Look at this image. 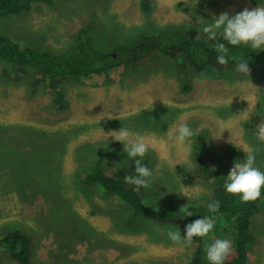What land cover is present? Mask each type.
Masks as SVG:
<instances>
[{
	"label": "rangeland",
	"instance_id": "rangeland-1",
	"mask_svg": "<svg viewBox=\"0 0 264 264\" xmlns=\"http://www.w3.org/2000/svg\"><path fill=\"white\" fill-rule=\"evenodd\" d=\"M147 1V9L145 0L36 4L30 11L0 15V35L22 46L61 53L73 48L79 31L87 27L94 45L110 51L121 41L159 30L186 28L204 38L199 20L209 24L223 12L231 17L264 6V0ZM262 120L264 68L213 77L189 64L182 71L169 56L157 54L107 75L52 79L37 68L22 72L0 61V133H6L0 135V236L12 228L29 233L35 264H186L197 242L174 244L167 232L178 225L131 217V208L121 199L85 186L81 179L101 149L121 154L106 159L107 168L133 159L110 133L124 127L130 140L143 138L152 145L144 156L155 180L144 188L149 204L185 207L210 201L215 185L195 174V148L225 180L235 163L245 159L243 147L254 151L255 166L263 171L264 142L257 129ZM181 123L199 129L185 144L168 134ZM27 131L39 133L44 141L34 143L33 135L24 136ZM181 180L190 191L203 192L189 200L176 192ZM17 188L18 193L12 191ZM213 219L211 242L230 237L225 232L232 230V222ZM250 232V252L256 256L248 261L264 264V198ZM13 262L0 250V264Z\"/></svg>",
	"mask_w": 264,
	"mask_h": 264
},
{
	"label": "trees",
	"instance_id": "trees-1",
	"mask_svg": "<svg viewBox=\"0 0 264 264\" xmlns=\"http://www.w3.org/2000/svg\"><path fill=\"white\" fill-rule=\"evenodd\" d=\"M56 0H0V15L7 16L23 11H30L36 4L53 6ZM144 9L148 8V1L143 3ZM190 29L177 28L159 30L152 33H140L136 37L115 44L110 51L97 48L90 30L83 27L78 33L77 44L64 52L53 53L37 47L22 46L7 35H0V61L9 62L19 71L25 72L28 67L41 70L46 76L56 78H88L92 75H107L120 68L132 67L145 63L150 57L157 54L169 56L180 69L184 71L190 65L197 73L210 74L213 77L222 76L228 71L236 69V58L247 59L249 69L264 68V50L252 49L250 45L232 46L226 41H221L229 48L228 63L221 65L217 62V54L213 49L216 41L209 42L207 37H202ZM222 40L221 38H217ZM209 40V41H207ZM115 54V55H114ZM186 87H190L187 85ZM150 124L151 120H146ZM4 124H0V128ZM6 133H0L5 135ZM33 135L35 142L44 141L39 133L25 132L26 137ZM31 144V143H28ZM199 158L198 170L195 173L204 180L214 182L215 189L210 201L187 206L194 214L181 218L182 206L170 204L156 208L149 204L144 194V188L135 191V186L125 182L126 175H135L134 159H141L146 165L145 157H136L126 163L115 167H105L104 161L111 157H120L116 149H101L99 156L88 170L81 183L88 187H97L99 191L108 193L121 199L131 208V217H144L157 223L178 225L185 231L186 225L211 216L222 219L223 222L231 221L232 230L225 232L226 238L232 242V251L224 264H251L248 257L253 243V234L250 225L253 216L258 210V203L264 198V189L260 199L244 203L237 195L229 194L225 189V179L218 170L210 167L201 155V149L196 147ZM264 171V170H263ZM19 175V173H15ZM190 173L188 174V176ZM16 191L17 190H12ZM218 200L220 209L216 213L208 210V203ZM211 232L208 237H195L197 242L193 257L186 264H210L205 252V241L211 244ZM220 235V234H219ZM221 237V236H220ZM0 250H2L15 264H35L33 259V243L29 233L18 228H12L0 236Z\"/></svg>",
	"mask_w": 264,
	"mask_h": 264
},
{
	"label": "clouds",
	"instance_id": "clouds-1",
	"mask_svg": "<svg viewBox=\"0 0 264 264\" xmlns=\"http://www.w3.org/2000/svg\"><path fill=\"white\" fill-rule=\"evenodd\" d=\"M198 0H196V3ZM188 3V0H185ZM201 28L210 41H216L213 44V49L217 54V62L221 65L227 64L229 57L228 45H250L252 49L264 50V6H259L255 9L249 10L245 8L242 12L234 16H229L228 12L221 13L218 17L213 16L212 22L209 24H203L199 20ZM195 25H193L194 27ZM222 40H218L217 38ZM236 60V71L242 74H249V63L247 59L232 57ZM164 102V101H163ZM164 104L168 106L165 102ZM169 107V106H168ZM258 139L264 142V120L257 125ZM224 131V130H223ZM222 131V133H223ZM199 129L193 130L187 123H181L174 130L169 129L170 138H174L179 144H185L189 142L191 138L196 136ZM112 137L116 141L122 142L125 145V152L131 158L144 157L149 148L152 145L145 142L143 138L138 140H130V132L126 128H121L119 131H113ZM222 133L213 138H220ZM231 142V141H230ZM240 147V146H237ZM246 157L243 162L235 163L234 167L230 170L226 176L225 189L229 194L237 195L244 203L254 202L261 198L262 189H264V171H261L256 164V155L254 151L244 148ZM135 163V175H126L124 180L128 184L135 186V191H139L140 188H149L153 186L155 182L153 171L142 163L141 159H134ZM185 187L180 181V188L178 193H182L190 199L194 196L199 197L203 192V189L195 188L191 189ZM209 212L216 213L220 209V202L214 200L207 205ZM181 218L189 217L194 214L189 210L187 206L180 209ZM214 219L211 216H204L203 218L196 219L195 221L186 225V235H181V231L178 228L175 230L169 228L167 235L169 239L181 247L191 246L195 237L205 238L214 229ZM232 251V242L228 239H215L211 244L205 241V252L210 264H224V261L228 258Z\"/></svg>",
	"mask_w": 264,
	"mask_h": 264
},
{
	"label": "water",
	"instance_id": "water-1",
	"mask_svg": "<svg viewBox=\"0 0 264 264\" xmlns=\"http://www.w3.org/2000/svg\"><path fill=\"white\" fill-rule=\"evenodd\" d=\"M115 55V54H114Z\"/></svg>",
	"mask_w": 264,
	"mask_h": 264
}]
</instances>
